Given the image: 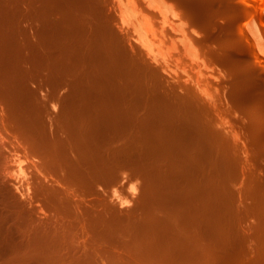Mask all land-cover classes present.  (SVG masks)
<instances>
[{
	"label": "rangeland",
	"instance_id": "rangeland-1",
	"mask_svg": "<svg viewBox=\"0 0 264 264\" xmlns=\"http://www.w3.org/2000/svg\"><path fill=\"white\" fill-rule=\"evenodd\" d=\"M152 1L153 3L151 0H103L104 5L102 3L99 6L106 15L99 18L98 23L108 33H95L97 35L93 34V37L98 38L104 34L103 36H111L109 39L119 46L136 47L137 53L142 52L141 71L146 60L154 68L147 70L145 74L156 79L161 77L163 88L168 90V85L177 82L180 86L175 88V92L182 89L187 91L179 101L182 109H189L192 99L196 97L202 112L199 117L211 123L210 134L218 137L215 144L226 166L221 174L223 181L216 188L222 190L223 187L229 200L227 215L222 214V210L219 211L216 199H211L208 194V197L204 195L205 200L200 198L196 183L199 173L194 172L196 161L188 144L176 146V190L173 192L167 182L163 194L158 191L161 184L156 177L155 167L140 155V75H127L124 71L122 75H115L114 81L109 77V81L104 82L106 79H103V82L99 80L98 83L99 78L96 75H78L79 68L71 64L73 61L58 67L53 61L39 62L32 58L25 61L16 50H0V110L6 115L0 112V140L29 145L30 142H38L45 135L41 130L30 131L25 124L12 119L15 111L20 112L21 109L32 112L33 117L38 118L48 128L49 125L59 128L78 123L79 111L76 110L80 106L89 110L92 106L101 104L103 97L99 98L100 102L98 99L96 102L94 94L97 86L102 90L107 82L108 90L98 91L102 94L108 93V98H103V101L106 99L112 104L110 106H117L115 109L121 110L123 116L111 122L106 131L108 140L114 139L107 156V163L111 165L108 170L100 169L93 175L101 186L90 187L85 181L87 176L84 175L80 182L82 185L74 187L77 195L86 204L97 208L100 215L93 216L79 202L82 216L73 217L77 218V226L68 235L70 245H52L48 251L40 247L43 251L37 254L47 256L48 261L57 258L75 264H264V112L259 110L261 103L257 106L260 95H264V0H230L229 4L233 5L230 12L226 8V2L222 0H157L159 8L157 1ZM7 2L8 0H0V31L3 33L0 42H9L6 30L15 29L17 21L25 26L28 18L26 13H16L10 8L14 0ZM97 5L95 7L93 4H86L85 8L80 9L85 13L96 10L98 13ZM162 6L167 7L171 19L174 17L172 12H177L178 18L174 17L173 20L178 19L181 22L184 33L180 30L173 31L169 23L162 24L164 15L158 10ZM80 9L75 12H81ZM71 19L69 22L73 27L69 23L67 26L72 27L71 30L68 28V32L72 33L74 23ZM140 22L150 32H147V39L145 37L150 48H159L150 51L141 42ZM132 23L137 24L134 27ZM161 25L168 27L163 31L164 27ZM66 27H57V31L51 30L61 40L56 45L53 41L49 44L50 48H47L52 52L59 43L73 36L76 44L80 42L82 36H78L79 26L75 27L78 31L76 35L72 33V37L69 36L71 33H66ZM149 28L155 29L151 31ZM110 31H114V35ZM50 33L46 35L43 32L41 37H53ZM185 33L193 35L190 37H194L192 42L193 45L196 44L195 48L197 46V53H190L192 51L183 43L186 41ZM25 37L26 32L23 31L24 41ZM257 37H260L262 46ZM182 38L185 41H181ZM162 48L167 52V60H163L160 55L164 53L160 50ZM150 52L159 54L161 61L152 60ZM199 61L204 62V65ZM250 65L256 71L251 70ZM249 72L251 75L254 72V77L249 76ZM256 75L258 77L255 80ZM96 82L104 84V87ZM110 89H113L112 92ZM262 99L264 97L259 101ZM254 108L257 111H253ZM148 128L151 131L156 130L153 127ZM58 133L61 134L60 131L56 134ZM62 133L64 136L67 134ZM154 140L155 144L159 143ZM184 141L192 143L190 136ZM19 150L10 147L9 152L5 151L8 155L6 154L4 160L5 168L0 166V174L7 180L5 192L9 191L6 196L12 199V202L10 199L8 201L13 205L15 219L30 223L31 216L27 213L29 204H19L17 199L22 195L14 187L18 182L14 176L17 173L21 175L22 169L18 167L31 174L34 156L40 158L41 154L30 148ZM206 160L209 162L214 159L207 157ZM16 167L20 172L16 171ZM25 184L22 186L24 189H21L23 192L27 190ZM158 195L165 204L156 200L155 196ZM40 196L39 201L35 202L37 207L45 201ZM222 204L224 205V200ZM81 206H84L82 210ZM181 210L182 212H178ZM45 215L44 211L38 212V217ZM24 238L28 236L25 235ZM5 241L10 242V246L7 243V247L4 240L0 245L5 246L9 253L3 256V252L7 251L0 246V250H4L0 252V264L32 263L29 256L31 249L28 246L20 249L14 243L16 240L8 238ZM28 241L30 240L22 242ZM11 244H15L14 247ZM10 247H13V252ZM71 247L73 252H69ZM59 248H62L60 253ZM53 250L55 254L52 255L49 252ZM81 251H85V255H81ZM26 259L31 260L30 263Z\"/></svg>",
	"mask_w": 264,
	"mask_h": 264
},
{
	"label": "bare ground",
	"instance_id": "bare-ground-1",
	"mask_svg": "<svg viewBox=\"0 0 264 264\" xmlns=\"http://www.w3.org/2000/svg\"><path fill=\"white\" fill-rule=\"evenodd\" d=\"M222 1L224 3H228H225L226 6L228 5L226 8L229 12L232 11L231 6L233 5L229 4L230 0ZM151 2L153 3L152 0ZM151 2L150 4L152 5ZM102 3L104 5L103 0H14V3H11L12 5H8H10V8L16 13H26L28 15L27 22L26 25L23 26L21 21H17L15 29L6 30V38L9 42L1 41L0 50H16L19 57H24L25 61L30 58L39 62L53 61L55 66L58 67H63L72 61L73 63L77 61L74 64H71L74 66H78V75H96V77L99 78H97L98 83L99 80L103 82V79H106L104 81L106 82L108 79H110L109 77H111V79H113L114 81L115 75H122V72L124 71H126L127 75H140V155L143 158L147 159L150 163H153L155 167L156 177L161 184V188H159L158 191L162 195L167 182L169 183V188H171L173 192L176 190L178 186L175 161L176 146L181 144H188L189 149L192 152L191 154L196 161V163L194 164V172L199 173V179L196 183L199 186V195L201 194L200 198H203L205 200L206 198H204V195L205 197H208L209 195L211 199H216L215 202L217 204L216 206L219 208V211L221 212L222 210V214L227 215L226 212H228V210L226 209V207L229 203V200L223 192V187H221L222 190H218L216 188V186L218 184H221L223 181V177L221 176V174L226 169V166L224 164V159L220 157V150L215 144L218 137L210 134L212 131L211 123L206 119L202 120L203 117H199V115L202 114L199 107V101L195 97L192 99L189 109H182L181 103L179 101L185 96L187 91L182 89L175 92V88L180 86V84L177 82L168 85L170 87L168 90L163 88L161 77H158L156 79L145 74L147 70L154 68V66L147 64L148 62L146 63V60H144V69L141 71V66L143 64L142 52L137 53L135 49L136 47H128L125 45L123 46L121 45L123 43H120L121 46H119L109 39L111 36H103L104 34H100L101 36L98 37L99 39L97 37H93V34L95 36L97 35L95 33H98V35L99 33H108V30L103 28L98 23V19L106 15V12L104 10L101 11L100 9L99 4L102 5ZM86 4L88 6L89 4H93L95 5V7L98 4V13L96 12L97 10L93 11V9H90L93 12H88L89 15L87 12V14L85 12H82L81 9L85 8ZM81 5H83V7H81ZM156 5L158 6V8L160 7L159 3ZM225 5L223 4L222 6H224L225 8ZM251 5L252 7H255V4L251 3ZM164 8L165 7L161 9ZM79 9L81 12H75L77 10L79 11ZM161 9L158 10H160V13H163L161 15H164V20H162L164 22H162V24L164 25V23H169L171 29H174L173 31L180 30L183 32L184 26L181 27V22H178V19H176L177 21L173 20L174 17H176L177 12H172V15L174 17L173 19H171L167 13V7L164 10ZM61 11L64 12L61 13ZM224 11L226 10L224 9ZM52 12H54L55 15H53ZM127 18L128 17H126V21L128 20ZM70 19L73 20L72 23H74V29H72L73 34L76 35V31L78 30H76L75 27L79 26L78 28L80 35L78 34V36H82V38H80V42L76 44L74 36L71 39L65 38L66 40H63L65 42L59 43L60 45L54 49V52H52L47 48L49 47V44L53 41V43L56 45L61 40L56 37L58 36L57 33L55 35L53 34L54 31L51 30L53 29L57 31V27H66L68 23L70 24ZM141 20L142 19H140V21ZM123 21L125 20L123 19ZM131 21L128 22L131 23ZM134 24L137 23H132L131 25L134 26ZM151 25L148 26L150 27ZM70 26L73 27L72 24H70ZM70 26H67V29L65 28L67 30L66 33L68 32V28L71 30L72 27ZM167 27L162 26V28L164 29L163 31H165V28ZM63 28H61V30H63ZM144 28L145 26L140 22V40L145 46L148 47L150 51H153V49L157 48L158 46H155L153 49L150 48L151 46H149V42L147 43L146 40V36L148 33L150 34V32L146 31V29ZM150 28L149 30H151ZM143 29L145 31H143ZM154 29H152L151 31H154ZM255 30L257 31L256 26ZM23 31L26 32L25 41L23 40ZM50 31L51 33L53 32V37L55 35L54 38L51 35L50 37H41V34L43 32L46 33V35H49ZM63 32L65 33V31ZM72 33L69 36L73 35ZM1 36H3L2 31H0V37ZM190 36L192 37L193 35L184 36V38L186 37V41L184 40V38H182L181 41H185L183 43H186L187 45H185L187 49H189V51H192L190 53L195 54L198 52L197 46L196 48L194 47V45H196H193L192 42L194 37L191 38ZM100 37L102 38L100 39ZM258 41L261 44L260 46H262L263 43H261L260 37L258 38ZM147 47L144 48L143 46V48L148 51ZM262 48H264V44ZM160 50H163V48ZM162 52L164 53L160 54L161 52L157 49V53L162 55V59L167 60V55L165 54L166 51L163 50ZM154 53L156 52H153V54L152 52H150V54H152L151 59H154L157 62L161 61L159 54ZM194 57H196V55ZM201 58L202 56H200V59ZM200 59L198 58L197 60ZM203 63L204 62H200L202 66L204 65ZM251 70L256 71V69H254L253 67L251 68ZM253 74L251 75L250 73V75H248L254 77ZM245 76H247V74H245ZM256 77L258 76H255V80ZM245 81L247 83H250L247 80ZM251 81L253 80L251 79ZM0 82H2V80H0ZM108 83L109 82H107V84L105 83V87L103 86L104 84L98 85H101L102 88L104 87L103 89L108 90L106 88V86H108ZM97 87L99 88V86ZM98 88L97 91L99 90ZM112 90L110 89L111 92ZM97 91L94 94L96 102H98L97 99L99 100V98H108V93L102 94V92ZM260 96V98L264 97V95ZM103 98L101 99V104H96L89 110L83 109V107L80 106V108L76 110L79 111V115L77 114L79 116L78 123L74 125H64L59 128H56L57 126L54 127L53 125H49L48 128L44 123H40L38 118L33 117L34 114L27 109H25V111L24 109H21L20 112L15 111L14 115H11L12 119H15L18 123L25 124L27 129H30V131L41 130L45 133V135L42 136L40 140H37L38 142H30L29 145L15 143L13 141H9L7 143L5 140H0V166L4 168V160L6 158V154L10 151V147H12L13 150L17 151H20L19 149L21 148H30V150L32 149L35 152L41 154L40 158L34 156L35 160L32 162L33 168L30 171L31 174H27L28 172L26 169L18 167L20 170L22 169L20 173L21 175L16 172L17 175L15 174L14 176L16 179H18L19 182L15 183L14 187H16V189L22 195V197L17 199L19 200V204H29L27 213L31 216L30 223L18 221L15 219V211L12 207L13 205H10L12 204V199L6 196L9 191H7L8 193L5 192V189L7 188V180L3 175L0 174V242L2 240L6 242L5 240H7L8 238H12L13 241L16 240L14 243L18 246V248L20 247V249H22L23 246H28L31 249L29 256L31 257L32 261H30L34 264H75L73 262H67L63 259L57 258H51V261H48L47 256H43V254H37V252L43 250L48 251V249L52 245H70L68 235L72 233V230H74L77 226L75 224L77 218L73 217L79 218V216H82L79 210V202L85 205V209L89 211L93 216L100 215L97 208H93L92 205L86 204L85 200L81 199L77 195L74 187L75 185H82L80 184V182L82 181L81 179H83L84 175L87 176V178H85V181L88 182V185L90 187L93 188L95 186H101V184L96 181L93 175L100 169H105V171L108 170L109 166L111 165L107 163V156L110 144L114 141V139L108 140L106 131L108 130L109 124L111 122L117 121L123 116L121 110L115 109V107L117 108V106H110L112 104H110L106 99V101H103ZM259 100V104L257 105L258 107L259 105L264 104L263 99L262 101ZM262 105L260 106L261 109L259 110H262L264 112V107L262 109ZM1 110L0 112L3 111ZM255 110L257 111V109L254 108L253 111ZM5 113L7 114L8 112ZM7 115L9 116V114ZM262 115H264V113H262ZM262 115L260 119H262ZM4 116L6 115L4 114ZM35 116L42 118L40 117V115ZM258 116H256V120L259 119ZM4 123H6V121ZM200 126H202L201 130ZM148 127H153L156 130L151 131ZM57 131H60L61 134L58 133L57 135ZM62 132H66L67 134L64 136ZM180 133H184V135H180ZM47 134L50 136L48 137ZM189 136L190 141L192 142L190 144L184 141V139L188 138ZM192 136L195 138H192ZM42 139H44L45 141ZM154 139H156L159 143L155 144ZM7 150L8 152L5 153V151ZM9 154L11 155V152ZM18 154L20 155V153ZM11 157L12 155L10 156V158ZM207 157H212L214 160L207 162ZM16 158L17 157H15V159ZM18 160L20 162L19 157ZM23 161L25 162V160ZM24 162L22 163V165L24 164ZM20 164L18 166H20ZM148 166L150 165L148 164ZM16 171H18L17 167ZM24 182H26L27 184V192L25 191L26 193L21 191V189L23 188V184H25ZM40 195L43 196L42 198H44L45 201L41 203L39 207H37L35 202L39 201L41 197ZM155 198L159 203L162 202L165 204V201L161 199L159 195L158 197L155 196ZM8 199H10L9 201L11 202H9ZM223 200L224 205L222 204ZM83 208L84 206L80 207L81 210ZM170 208L174 209L172 207ZM40 210L45 212L46 215L44 217H38V212ZM178 212H182V210ZM32 215L34 217H32ZM71 218L73 219L71 220ZM25 235H27L28 238H24ZM24 240L30 241L22 242ZM7 243L8 242H6V246ZM8 244L10 246V242ZM15 244L11 245H13L14 247ZM2 247H4V249L6 248L5 246ZM13 247H10L12 248L11 252L14 251ZM40 247L43 250L40 249ZM72 248L73 247H71L69 252H73ZM2 249L0 250V252L2 251ZM76 250L80 251L81 249L76 248ZM5 251H7V253L3 252V256L4 254L9 253L8 249H5ZM61 251L62 248H59L58 252L60 253ZM53 252H55V250L50 251L49 253L53 255L55 254ZM80 253L81 255H85V251H81ZM26 260L29 261V259ZM28 261H26V263ZM30 261L28 263H30ZM77 264L80 263L77 262Z\"/></svg>",
	"mask_w": 264,
	"mask_h": 264
}]
</instances>
